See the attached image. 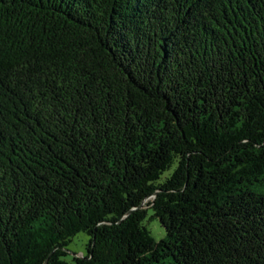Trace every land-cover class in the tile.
Returning <instances> with one entry per match:
<instances>
[{
	"label": "trees",
	"instance_id": "16d2710c",
	"mask_svg": "<svg viewBox=\"0 0 264 264\" xmlns=\"http://www.w3.org/2000/svg\"><path fill=\"white\" fill-rule=\"evenodd\" d=\"M46 262L264 264V0H0V264Z\"/></svg>",
	"mask_w": 264,
	"mask_h": 264
},
{
	"label": "rangeland",
	"instance_id": "374dc122",
	"mask_svg": "<svg viewBox=\"0 0 264 264\" xmlns=\"http://www.w3.org/2000/svg\"><path fill=\"white\" fill-rule=\"evenodd\" d=\"M173 170L174 167L165 174V177H168ZM159 221L160 220L157 218H152V214H150L149 218L145 221V225L157 241L162 240L167 235L165 228H163ZM89 242L90 237L86 233H79L77 236L73 237L69 243V247H67L68 255L64 259L72 263L75 257L85 255Z\"/></svg>",
	"mask_w": 264,
	"mask_h": 264
},
{
	"label": "water",
	"instance_id": "95a60500",
	"mask_svg": "<svg viewBox=\"0 0 264 264\" xmlns=\"http://www.w3.org/2000/svg\"><path fill=\"white\" fill-rule=\"evenodd\" d=\"M45 264H47V262Z\"/></svg>",
	"mask_w": 264,
	"mask_h": 264
}]
</instances>
